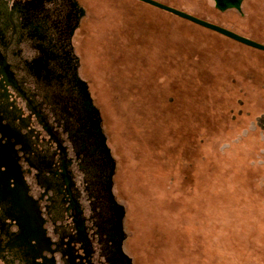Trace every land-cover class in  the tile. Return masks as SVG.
<instances>
[{
	"label": "rangeland",
	"instance_id": "374dc122",
	"mask_svg": "<svg viewBox=\"0 0 264 264\" xmlns=\"http://www.w3.org/2000/svg\"><path fill=\"white\" fill-rule=\"evenodd\" d=\"M76 1L131 264H264V51L138 0ZM157 1L264 44V0Z\"/></svg>",
	"mask_w": 264,
	"mask_h": 264
},
{
	"label": "flooded vegetation",
	"instance_id": "af4514ba",
	"mask_svg": "<svg viewBox=\"0 0 264 264\" xmlns=\"http://www.w3.org/2000/svg\"><path fill=\"white\" fill-rule=\"evenodd\" d=\"M83 16L76 0H0V264H131L78 70Z\"/></svg>",
	"mask_w": 264,
	"mask_h": 264
},
{
	"label": "water",
	"instance_id": "95a60500",
	"mask_svg": "<svg viewBox=\"0 0 264 264\" xmlns=\"http://www.w3.org/2000/svg\"><path fill=\"white\" fill-rule=\"evenodd\" d=\"M141 1L143 3H146L150 6L156 7L158 9H161L165 12L171 13L179 18H182L184 20H187L191 23H194L196 25H199L205 29L214 31L220 35H223L229 39H232L236 42H239L243 45L249 46L251 48L257 49V50H261L264 51V44L257 42L253 39H250L248 37H245L243 35H240L236 32H233L225 27H222L220 25H217L215 23H211L209 21H206L204 19L198 18L194 15H191L187 12H184L182 10L176 9L174 7H171L169 5H166L164 3H161L157 0H138ZM214 1V6L218 9H224L227 7H238V4L240 2V0H213Z\"/></svg>",
	"mask_w": 264,
	"mask_h": 264
},
{
	"label": "trees",
	"instance_id": "16d2710c",
	"mask_svg": "<svg viewBox=\"0 0 264 264\" xmlns=\"http://www.w3.org/2000/svg\"><path fill=\"white\" fill-rule=\"evenodd\" d=\"M169 5V4H168ZM172 6V5H171ZM171 14V13H170ZM184 20V19H183ZM187 21V20H186ZM194 24V23H193ZM199 26V25H198Z\"/></svg>",
	"mask_w": 264,
	"mask_h": 264
}]
</instances>
